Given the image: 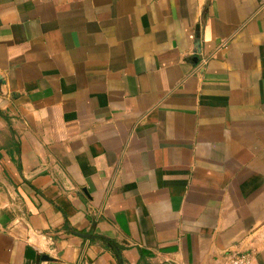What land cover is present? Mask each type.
<instances>
[{"label": "crops", "instance_id": "0c3cea01", "mask_svg": "<svg viewBox=\"0 0 264 264\" xmlns=\"http://www.w3.org/2000/svg\"><path fill=\"white\" fill-rule=\"evenodd\" d=\"M234 252L264 264V0H0V264Z\"/></svg>", "mask_w": 264, "mask_h": 264}, {"label": "built area", "instance_id": "2783aa9c", "mask_svg": "<svg viewBox=\"0 0 264 264\" xmlns=\"http://www.w3.org/2000/svg\"><path fill=\"white\" fill-rule=\"evenodd\" d=\"M219 264H254L252 252H234L225 255Z\"/></svg>", "mask_w": 264, "mask_h": 264}, {"label": "trees", "instance_id": "16d2710c", "mask_svg": "<svg viewBox=\"0 0 264 264\" xmlns=\"http://www.w3.org/2000/svg\"><path fill=\"white\" fill-rule=\"evenodd\" d=\"M98 239H101L105 243L106 246H108L110 244V242L108 240L104 239V238H98ZM114 251H115V254H117V257H118L120 248L115 247ZM118 259L120 260V257H118Z\"/></svg>", "mask_w": 264, "mask_h": 264}, {"label": "water", "instance_id": "95a60500", "mask_svg": "<svg viewBox=\"0 0 264 264\" xmlns=\"http://www.w3.org/2000/svg\"><path fill=\"white\" fill-rule=\"evenodd\" d=\"M82 236V235H81ZM42 260H48L49 258L47 256H42L41 257Z\"/></svg>", "mask_w": 264, "mask_h": 264}]
</instances>
